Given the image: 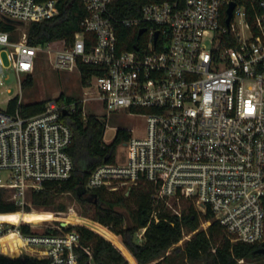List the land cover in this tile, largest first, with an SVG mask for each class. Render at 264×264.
Returning <instances> with one entry per match:
<instances>
[{
  "label": "built area",
  "instance_id": "2783aa9c",
  "mask_svg": "<svg viewBox=\"0 0 264 264\" xmlns=\"http://www.w3.org/2000/svg\"><path fill=\"white\" fill-rule=\"evenodd\" d=\"M112 1L83 0V32L72 44L32 46L27 34L14 42L0 31V87L6 71L21 83L32 76L42 53L58 72L79 71L80 63L90 67L94 74L86 88L95 89L108 116L126 114L145 123L142 136L128 129L123 160L115 157L97 167L87 189L129 195L148 183L155 188L151 220L156 223L162 213L182 219L193 210L213 217L199 230L215 221L233 244L264 243V0L149 3L140 18L124 22L140 39L131 51L119 45ZM231 3L236 6L226 24ZM58 15L55 0H0V19L16 25ZM76 106L50 101L42 114L29 117L19 108L0 110V190L19 209L14 214H25L32 192L72 177L74 135L64 112H75ZM82 222L76 207L53 232L35 233L23 220L0 222V241L15 233L25 251L13 257L0 243V254L81 264L82 252L92 258L77 231ZM23 225L32 233L24 234ZM147 229L136 234L140 242ZM192 235L184 234L182 241Z\"/></svg>",
  "mask_w": 264,
  "mask_h": 264
},
{
  "label": "trees",
  "instance_id": "16d2710c",
  "mask_svg": "<svg viewBox=\"0 0 264 264\" xmlns=\"http://www.w3.org/2000/svg\"><path fill=\"white\" fill-rule=\"evenodd\" d=\"M47 2L49 0H38ZM59 15L49 21L32 23L28 26V42L32 46L46 47L57 41L72 44L77 33L83 32L81 23L87 12L83 0H55ZM181 0H113L110 11L114 17L119 45L122 50L131 51L140 46V39L124 22L140 18L144 6L149 3ZM238 1V0H236ZM16 24L0 19V31L11 34V40L16 41L14 32ZM79 73L82 84L87 87L94 74L93 69L81 63ZM34 79L28 76L22 83V89L32 86ZM61 95L56 101H65ZM17 96L9 101L8 111L17 108L23 116L42 114L48 102L30 105L21 103ZM66 100V103H71ZM64 121L73 131V145L70 155L75 170L72 177L61 183H48L40 191L31 193V201L36 208H49L55 205L56 199L64 194H72L76 201L86 207L87 216L93 222L82 224L77 231L81 236V244L91 250L92 258L82 252L81 264H264V243L247 245L233 244L224 229L215 221L205 230H199L202 222L212 220L211 215L199 216L193 210L186 213L182 219L167 213L160 215V221L151 220L153 211L152 196L155 188L143 183L127 195L112 193L106 189H87V181L91 173L100 165L113 162L118 147L129 141L131 133L128 129H118L111 144L104 141L107 123L96 115L84 116L82 106L77 103L75 112L64 117ZM128 213L127 222L119 209ZM19 209L10 201H6L0 190V221L11 222L14 213ZM27 213L30 208L27 207ZM26 214V221L29 220ZM148 226L144 240L139 242L136 234ZM24 234L32 233L31 228L21 226ZM199 230V231H198ZM53 232V231H47ZM56 233V232H55ZM184 234H193L185 241L183 247H177L184 239ZM18 240L9 236L0 243L3 251L17 257L22 252L17 248ZM11 246V249H10ZM172 252V253H171ZM0 264H50L29 256L10 258L0 254Z\"/></svg>",
  "mask_w": 264,
  "mask_h": 264
},
{
  "label": "rangeland",
  "instance_id": "374dc122",
  "mask_svg": "<svg viewBox=\"0 0 264 264\" xmlns=\"http://www.w3.org/2000/svg\"><path fill=\"white\" fill-rule=\"evenodd\" d=\"M28 33V26L16 25L14 38L20 41L24 34ZM5 65L9 64L6 53L1 54ZM50 56L47 53L40 54L36 61V69L32 75L34 83L30 87L22 89L17 74L13 71H6L4 75V85L0 87V110L8 109L9 101L19 96L22 103L25 105L50 102L57 100L61 95L65 99L71 100V103H66V100L61 102L62 105H72L79 103L83 108L84 115H96L107 123V129L104 136V141L107 144L113 143L118 129H129L133 131L135 136H142L144 130V121L139 118H130L126 114L109 115L103 109L101 104L96 100L95 89H87L81 81V76L78 70L58 72L53 69ZM26 76L22 77V82ZM87 99V100H86ZM86 100V102H85ZM121 144L116 152V158L119 161L123 160V156L127 153V147ZM7 175H3L5 178ZM6 201H9V193L2 191ZM29 214L28 223L33 225V232L44 233L50 231L52 227L65 223L67 220V212L70 207H76L82 217V223L93 222L86 213V207L79 204L72 194H64L56 199L55 205L49 208H36L31 201V194L28 197ZM124 214L127 222L129 221L128 213L124 208L119 209ZM87 225V224H86ZM82 226V225H80ZM139 241V239L137 238ZM140 242V241H139ZM185 240L177 247H183ZM3 249V248H1ZM172 253V252H171ZM253 264V263H252Z\"/></svg>",
  "mask_w": 264,
  "mask_h": 264
},
{
  "label": "bare ground",
  "instance_id": "6f19581e",
  "mask_svg": "<svg viewBox=\"0 0 264 264\" xmlns=\"http://www.w3.org/2000/svg\"><path fill=\"white\" fill-rule=\"evenodd\" d=\"M72 218H74V217L72 216ZM21 220L27 222V221H26V214H22V213H17V214H15L13 220H12L11 222H9V223H18V222H20ZM0 222H1V221H0ZM9 236L15 237V238L18 240L17 235H16L15 233H11V234L8 235L7 237H9ZM17 248H18L22 253L25 252L24 250H22V248H21V243H20L19 240H18V242H17Z\"/></svg>",
  "mask_w": 264,
  "mask_h": 264
},
{
  "label": "water",
  "instance_id": "95a60500",
  "mask_svg": "<svg viewBox=\"0 0 264 264\" xmlns=\"http://www.w3.org/2000/svg\"><path fill=\"white\" fill-rule=\"evenodd\" d=\"M235 3H231L230 4V6H229V8H228V10H227V15H228V17H227V20H226V24H229L230 23V21H231V19H232V15H233V10H234V8H235ZM143 33V31L141 32V34ZM68 112L67 111H65L64 112V115L65 116H68Z\"/></svg>",
  "mask_w": 264,
  "mask_h": 264
}]
</instances>
